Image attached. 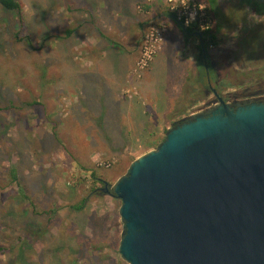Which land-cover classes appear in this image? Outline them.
Segmentation results:
<instances>
[{
	"label": "rangeland",
	"instance_id": "rangeland-1",
	"mask_svg": "<svg viewBox=\"0 0 264 264\" xmlns=\"http://www.w3.org/2000/svg\"><path fill=\"white\" fill-rule=\"evenodd\" d=\"M19 1L20 15L0 6V264H129L121 201L94 188L203 109L209 84L233 93L264 79L252 7L264 0ZM192 14L216 37L211 77L199 36L174 19Z\"/></svg>",
	"mask_w": 264,
	"mask_h": 264
},
{
	"label": "water",
	"instance_id": "water-1",
	"mask_svg": "<svg viewBox=\"0 0 264 264\" xmlns=\"http://www.w3.org/2000/svg\"><path fill=\"white\" fill-rule=\"evenodd\" d=\"M213 93L101 188L121 201L129 264H264V102Z\"/></svg>",
	"mask_w": 264,
	"mask_h": 264
},
{
	"label": "trees",
	"instance_id": "trees-1",
	"mask_svg": "<svg viewBox=\"0 0 264 264\" xmlns=\"http://www.w3.org/2000/svg\"><path fill=\"white\" fill-rule=\"evenodd\" d=\"M217 0H212V2L214 3V2H216ZM260 3H263V2H252V7L254 8V10L258 13V14H261V15H264V3L263 4H260ZM0 6L4 9V10H6V11H8V12H13V11H17L18 12V14L20 15V13H21V2L19 1V0H0ZM173 17H175V16H173ZM20 19V21H21V18H19ZM175 19V18H174ZM181 22L184 24V22H185V19L184 18H182V20H181ZM178 23V22H177ZM178 25H179V27H180V29L182 30V32H183V34H184V36H185V38L186 39H189V38H191V37H193V35H195V34H193L194 32H197L199 29H200V27L198 26V24H197V22H192L189 26H187V29H188V31L190 32V33H186L183 29H182V27L180 26V24L178 23ZM201 30V29H200ZM202 33V35H203V41H204V44H205V47H206V50H207V53L209 54V46H210V44H211V41H213L214 43H215V39H216V37L214 36V35H211L210 34V32L209 31H207V32H201ZM209 38H210V40H209ZM202 57H203V55H202V45H201V58H200V60L201 61H204V58H203V60H202ZM207 60H208V57H207ZM205 66L203 65V73H204V76L206 77L207 76V72L205 71V68H204ZM109 111V110H108ZM177 123H175V125H176ZM11 176H12V181H16L17 180V176H16V174H15V171H12L11 172V174H10ZM100 181V183L102 184V186H103V184H104V180H99ZM96 188H94V191H95V193H102V192H96ZM87 201H88V197H85V198H83L81 201H80V204H77V205H74V206H72V208L73 209H82V208H84L85 206V203H87ZM9 250H11V247L10 246H0V252H5V251H9Z\"/></svg>",
	"mask_w": 264,
	"mask_h": 264
},
{
	"label": "flooded vegetation",
	"instance_id": "flooded-vegetation-1",
	"mask_svg": "<svg viewBox=\"0 0 264 264\" xmlns=\"http://www.w3.org/2000/svg\"><path fill=\"white\" fill-rule=\"evenodd\" d=\"M204 63H205V60H204ZM207 64H208V69H209L208 77H211L210 73H211V70L215 68V64L213 61H209V58L207 60ZM209 80H211V79H209ZM217 85L219 86L218 81H217ZM213 89H218V88L209 84V90L212 93H213ZM218 92L223 97V99L226 102L230 103L233 107L237 106L236 105L237 101L264 102V79H262V81H260V80L257 81L253 88L246 87L243 90L235 91L233 93H231L230 91L224 93V92H220L219 90H218ZM103 186H104V184H103ZM103 186L97 188L96 192H102L101 188H103Z\"/></svg>",
	"mask_w": 264,
	"mask_h": 264
},
{
	"label": "clouds",
	"instance_id": "clouds-1",
	"mask_svg": "<svg viewBox=\"0 0 264 264\" xmlns=\"http://www.w3.org/2000/svg\"><path fill=\"white\" fill-rule=\"evenodd\" d=\"M206 6H207V5H205L203 8H205ZM203 8H200V9H203ZM229 8H230V7H229ZM229 8H227V9H229ZM227 9L225 10L226 15L230 16V15L228 14ZM243 15H244V12L241 13L239 20L235 19L236 22H237L238 24L240 23L241 17H242ZM230 17H232V16H230ZM249 18H250L252 21H258V20L256 19V16L253 15V13H249ZM194 19H195V14H192V16H190L189 19L185 21V23H186V24H191V23L194 21ZM208 25H210V24H208ZM170 26H171V25H170ZM210 27H211V25H210ZM220 32H221L222 35H224V36H229V35H230L233 41H234L236 38H238V36H239V32H238L237 30H232V31L229 33V30H228L227 28H224V27H222V28L220 29Z\"/></svg>",
	"mask_w": 264,
	"mask_h": 264
}]
</instances>
